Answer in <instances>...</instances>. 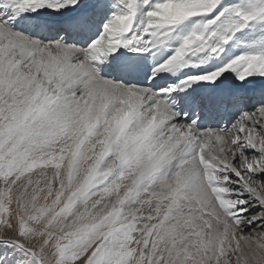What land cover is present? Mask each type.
I'll use <instances>...</instances> for the list:
<instances>
[{
	"label": "snow or ice",
	"instance_id": "snow-or-ice-1",
	"mask_svg": "<svg viewBox=\"0 0 264 264\" xmlns=\"http://www.w3.org/2000/svg\"><path fill=\"white\" fill-rule=\"evenodd\" d=\"M0 264H264V0H0Z\"/></svg>",
	"mask_w": 264,
	"mask_h": 264
}]
</instances>
